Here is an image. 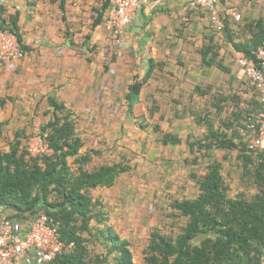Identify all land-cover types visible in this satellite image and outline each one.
Wrapping results in <instances>:
<instances>
[{
	"label": "rangeland",
	"instance_id": "374dc122",
	"mask_svg": "<svg viewBox=\"0 0 264 264\" xmlns=\"http://www.w3.org/2000/svg\"><path fill=\"white\" fill-rule=\"evenodd\" d=\"M249 1L251 0H219V4L222 10L227 8L231 11L236 8L237 10L234 11L242 15ZM75 2H77L74 11L76 20L71 22L69 39L65 37L63 43H53L50 46L54 51V60L51 62H61L66 55L75 52L80 56L79 58L86 60L93 74L96 73L99 79L108 77L103 82L101 80L102 87L107 92L105 97L116 94L117 100L112 99L111 96L107 103L103 101L101 107L98 103L85 107L86 102L82 104L81 98L80 102L77 101L78 104L75 102L76 110L80 105L84 108L81 110L80 106V110L75 112L78 117L77 127L84 142L82 151L96 149L101 152L95 156L91 168L112 163L130 166L127 172L116 179L113 186L99 187L90 191L94 200H98L97 210L101 211V215L91 221L94 236L91 238L86 234L85 238L89 240L87 245L91 254L106 252L107 246L102 244L100 231L111 227L122 239L129 241L128 246L134 262L146 264L145 258L150 254L148 246L152 232L156 231L171 240L181 233L187 219L172 207V203L198 196L200 190L194 175L204 174L207 164L211 161L217 159L223 164L222 174L229 186L231 197L251 199L258 193L260 187L256 184L255 171L259 165H251L247 170L239 157L238 149L215 148L210 155H207L197 148L198 143L206 142V134L209 132L208 122L205 119L210 120L215 128H222L223 119L230 117L233 110L232 103L236 107V102H240V107L245 110L243 107L248 105L245 102L250 99L249 94L252 90L242 68L237 63L236 50L226 39L225 29L221 33L215 32L208 15L198 11L202 18L208 17L209 23H206L204 28L208 32L207 39H212V44L220 54L217 60L222 62L230 75L231 71L235 74L228 77V74L220 72L218 68L216 74L205 71L204 76L212 77L209 79L211 82L215 79L213 75H216V83L219 82L214 85L209 81L212 91L211 89L209 91L210 86L205 84L201 86L205 94L195 96L189 93L184 99L181 96L173 99L175 94L173 91L179 87L176 83L178 75L181 74L185 79L184 84L188 92L190 84H193L191 74L195 68L171 69L167 78L169 81H162L157 77L158 73L144 86L143 95L130 113L126 93L134 79L141 78L143 63L122 66L121 57L115 55L110 48L105 22L94 27L96 17L104 11L108 0H75ZM252 7L260 8L264 13V4L254 3ZM233 21L237 22L236 24L242 23L244 17L242 15L239 21L234 19ZM237 30L238 33L241 32L240 29ZM90 49L94 51L98 61L90 56ZM15 71L18 72L17 69ZM185 81L190 84L187 86ZM176 100L180 101V104ZM216 103L224 106L221 113L218 112ZM92 108L94 109L91 111ZM187 108L190 109L189 112ZM45 111H48L47 103L39 107L37 118H28L29 120L24 121L27 129L31 128L30 133L34 128L43 126ZM12 121L15 119L13 118ZM234 122L235 127L233 126L232 129H236L237 138H233L239 143L244 140L245 136L241 133V129L247 121L243 125H238V120ZM231 132V129L227 131L229 137H232ZM166 133L179 137L182 142L166 144L164 142ZM258 155L256 152L252 154V158L258 160ZM70 162L72 169L76 171L73 160Z\"/></svg>",
	"mask_w": 264,
	"mask_h": 264
},
{
	"label": "trees",
	"instance_id": "16d2710c",
	"mask_svg": "<svg viewBox=\"0 0 264 264\" xmlns=\"http://www.w3.org/2000/svg\"><path fill=\"white\" fill-rule=\"evenodd\" d=\"M64 3L65 0L61 3L63 9ZM111 5L112 0H108L104 11L96 17L94 27L105 22ZM232 15L228 14L227 8L223 10L227 41L238 53L253 58L259 64L256 52L264 47V16L244 19L236 24ZM9 26L24 48L16 16L10 19ZM237 29L241 32L238 33ZM201 53L203 65H216L221 71L228 72L217 60L220 54L212 39L203 46ZM156 67L152 62L145 76L129 85L126 99L130 113ZM195 89L198 94L206 93L201 87ZM252 91L253 97L245 102L248 104L243 107L245 110L240 107V102H236V107L232 103L233 110L230 117L223 119L222 128H215L210 120L205 119L209 132L206 142L198 143L197 148L207 155L215 148L238 149L247 170L251 165H259L255 171L256 184L260 187L258 193L251 199L231 197L222 174L223 164L217 159L211 161L204 174L194 175L200 190L198 196L172 203V207L187 219L181 233L171 240L156 231L152 232L146 264H259V257L264 251V152L258 151V160H254L252 154L256 151L249 150L245 137L240 145L234 141L237 131L232 129L235 120L239 121L238 125H243L261 110L258 94L253 87ZM176 102L180 104V101ZM47 105L41 131L53 154L42 158L31 157L27 151L31 133L26 129L16 130L9 150L0 147V206L11 210L7 215L11 219L32 220L43 213L48 214L54 218L62 240L66 244H75L73 251H64L47 264H136L129 241L122 239L111 227L100 231L102 244L107 246L106 252L91 254L87 245L89 240L85 238L86 234L91 238L94 236L91 221L101 215V211L97 210L98 200H94L90 191L113 186L130 166L112 163L91 168L95 156L101 152L96 149L82 151L84 142L77 127L75 111L54 95H49ZM215 106L219 113L224 109L222 104L216 103ZM187 109L189 112L190 109ZM8 124V120L0 122V135ZM142 127L145 128L144 125ZM229 129L232 137L227 134ZM164 142L177 144L182 140L166 133ZM70 160L76 165V171L72 169Z\"/></svg>",
	"mask_w": 264,
	"mask_h": 264
},
{
	"label": "crops",
	"instance_id": "0c3cea01",
	"mask_svg": "<svg viewBox=\"0 0 264 264\" xmlns=\"http://www.w3.org/2000/svg\"><path fill=\"white\" fill-rule=\"evenodd\" d=\"M62 1L0 0V17H4L8 23L13 16L17 17L22 43L27 51V56L17 61L15 70L17 69L18 72L0 68V122L9 121L3 134L0 135V147L3 149L9 150L10 141L16 130L26 129L27 132L31 130L29 123L30 129H27L24 121L28 118H37L39 107L42 104L46 105L49 95L64 101L75 112L80 110L81 105L77 106V110L74 106L75 102H80V98L82 104L86 102L85 107L94 103H98L101 107L103 101L107 103L111 96L114 100L118 99L116 94L105 97L107 92L102 87V78L99 79L96 73L93 74L86 60L79 58L77 53L66 55L61 62H51L54 60V51L50 46L53 43H63L65 37L69 39L71 22L76 20L74 11L77 2L65 0L63 9ZM254 3L263 5L264 0L247 2L242 14L245 20L264 16L260 8L252 7ZM234 10L237 9L228 10V14L236 13ZM206 23H209L208 17H201V14L193 7L192 0H141L135 17L125 28L119 55L121 65L131 66L133 63L138 65L142 62V78L153 62L157 67L151 79L159 73L157 77H160L162 81H169L167 78L170 76L171 69L195 68L191 74L193 84L185 81L187 86L190 84L188 92L184 84L185 79L181 74L178 75L176 83L179 87L173 91L175 93L173 99L179 96L184 99L189 93L199 95V91L195 92V88L209 85V79H212V77L204 76V72H214V74L218 73V70L222 72L216 69V65L206 66L202 63L201 50L205 45L204 42L211 41L207 39L208 32L204 28ZM184 26L186 28L183 29ZM108 42H110L109 38ZM110 48L112 49L111 45ZM89 51L90 56L95 59L94 51L91 49ZM240 55L241 53L235 51L236 58ZM222 73L228 74V77L235 74L233 71L231 75L229 71ZM213 76L215 79L210 82L217 85L219 82L216 83V75ZM137 79L139 78H135L133 83ZM209 86V91L210 89L212 91V85ZM249 87L252 90V86ZM143 93L144 87L141 95ZM253 93L251 91L249 94L250 99ZM83 109L81 106V110ZM13 118L15 121H12ZM10 213V209L0 206V222Z\"/></svg>",
	"mask_w": 264,
	"mask_h": 264
},
{
	"label": "built area",
	"instance_id": "2783aa9c",
	"mask_svg": "<svg viewBox=\"0 0 264 264\" xmlns=\"http://www.w3.org/2000/svg\"><path fill=\"white\" fill-rule=\"evenodd\" d=\"M141 0H112L105 17V27L112 51L120 55L126 25L135 17ZM197 11L205 12L215 32L225 28L223 10L219 0H192ZM235 19L241 15L232 13ZM259 64L250 57L237 58L248 83L256 90L261 105L259 113L250 118L242 129L250 151L264 152V47L256 52ZM27 51L22 47L18 36L11 30L4 17H0V68L13 71L17 61L25 58ZM27 151L33 158L52 155L53 149L43 138L41 127L34 128L27 142ZM73 242L66 244L59 228L46 213L32 220L4 217L0 222V264H47L64 251H73ZM264 264V251L259 257Z\"/></svg>",
	"mask_w": 264,
	"mask_h": 264
}]
</instances>
